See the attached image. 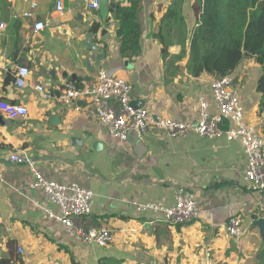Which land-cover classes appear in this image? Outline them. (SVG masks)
<instances>
[{
	"label": "crops",
	"instance_id": "obj_1",
	"mask_svg": "<svg viewBox=\"0 0 264 264\" xmlns=\"http://www.w3.org/2000/svg\"><path fill=\"white\" fill-rule=\"evenodd\" d=\"M57 1L0 0V24L5 26L0 28V102L29 110L26 118L0 114V261L264 264V228L256 225L264 220V195L245 187L246 160L240 142L192 134L173 139L161 130H150L142 139L131 132L127 141H120L99 125L85 102L77 103L81 107L77 112L74 105L62 106L56 96L42 99L33 88L42 85L58 95L66 83L87 86L107 69L130 83L131 99L140 103L139 108L156 118L196 123L202 95L216 112L210 93L214 77H194L186 67L202 12L196 14L198 0L180 4L186 44L182 45L183 38L170 36L167 58L162 56L158 34L174 0H140L142 50L134 60L121 55L116 35L117 12L130 6L129 0H108L105 18L88 7V0H65V14L52 19ZM33 3L38 5L35 18H25ZM37 21L45 23L43 31H34ZM95 24L100 25L96 33ZM20 66L30 71L23 89L15 85ZM260 74L254 58L247 57L233 78L247 122L262 131L264 117L258 114L261 97L256 91ZM13 153L27 154L48 180L76 182L91 190V221L112 232L111 245L86 246L40 210L35 202L44 200L42 191L31 188L34 177L27 166L8 163ZM180 189L198 195L199 216L191 224L172 226L161 213L139 210L150 203L175 205ZM236 216L243 222L241 238L226 230Z\"/></svg>",
	"mask_w": 264,
	"mask_h": 264
},
{
	"label": "built area",
	"instance_id": "obj_2",
	"mask_svg": "<svg viewBox=\"0 0 264 264\" xmlns=\"http://www.w3.org/2000/svg\"><path fill=\"white\" fill-rule=\"evenodd\" d=\"M38 5L33 3L31 10L23 16L35 18ZM88 7L99 10L100 0H88ZM67 10L66 1L58 0L51 18H59ZM4 24H0L3 29ZM45 23L37 21L34 31L45 29ZM1 61V57H0ZM30 78L27 67L20 66L15 72V85L25 88ZM33 88L42 99L55 98L62 106H75L83 101L92 109L100 126L107 128L112 136L120 141H127L131 132L142 139L150 130H161L173 139H180L190 134L207 140L225 137L228 141L242 144L246 160L244 184L248 191L264 195V135L254 125L247 122L245 109L234 86L233 76L213 79L210 93L216 112H211V101L206 95L199 99L198 120L196 123L181 122L168 117L156 118L146 108L136 109L131 105L132 86L113 72L102 69L97 77L87 86H78L76 82L64 85L58 95L42 85ZM0 114L9 119L26 118L29 110L25 106L14 105L7 101L0 102ZM11 165L27 166L33 174L31 188L41 190L44 200L35 204L47 216L61 224L72 239L86 246L108 247L113 242L112 232L91 221L94 193L76 182L62 184L48 180L35 167V163L25 153H13L8 158ZM198 195L180 189L176 194V203L166 207L164 203L140 205V211L161 213L172 226H187L199 216ZM51 207H54L53 210ZM243 222L239 217H232L226 227L230 236L241 238L244 235ZM23 254L22 249H18Z\"/></svg>",
	"mask_w": 264,
	"mask_h": 264
},
{
	"label": "trees",
	"instance_id": "obj_3",
	"mask_svg": "<svg viewBox=\"0 0 264 264\" xmlns=\"http://www.w3.org/2000/svg\"><path fill=\"white\" fill-rule=\"evenodd\" d=\"M129 1L130 6L117 12L119 28L116 35L120 41L121 55L134 60L141 54L143 30L139 20L140 0ZM183 2L185 0H174L162 19L158 38L163 46L164 58L169 56L170 36L183 38L182 45L186 44V25L180 7ZM195 10L196 14L202 12L199 26L193 30L190 40L188 71L194 77L208 74L218 79L233 76L247 57L254 58L261 68L256 83V91L261 97L258 114L264 117V0H198ZM165 26H169V29L166 30ZM99 28L100 25L95 24L92 31L96 33ZM184 56V53L181 54L178 60ZM262 133L264 135V127ZM11 262L2 260L0 264Z\"/></svg>",
	"mask_w": 264,
	"mask_h": 264
},
{
	"label": "water",
	"instance_id": "obj_4",
	"mask_svg": "<svg viewBox=\"0 0 264 264\" xmlns=\"http://www.w3.org/2000/svg\"><path fill=\"white\" fill-rule=\"evenodd\" d=\"M113 7V6H112ZM108 0H100V7H99V11L101 13V17L105 18L108 14ZM131 105L136 108V109H140L139 106L140 103H136L134 101L131 102ZM158 119V118H157ZM256 225L260 228H264V220L258 221L256 222Z\"/></svg>",
	"mask_w": 264,
	"mask_h": 264
}]
</instances>
